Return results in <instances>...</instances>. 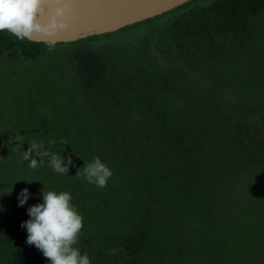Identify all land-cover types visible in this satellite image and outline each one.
<instances>
[{"label":"rangeland","instance_id":"374dc122","mask_svg":"<svg viewBox=\"0 0 264 264\" xmlns=\"http://www.w3.org/2000/svg\"><path fill=\"white\" fill-rule=\"evenodd\" d=\"M163 22L102 41L114 93H88L68 48L34 65L0 61V228L8 196L29 187L35 205L42 190L64 191L83 217L76 247L91 264H114L116 240L140 226L151 234L146 264H264V20L248 36L211 37L183 53L158 43ZM164 125L204 139L189 160L196 178L182 162L174 183L152 167L102 189L85 181L84 164L104 161L115 130L167 154ZM52 154L72 158L66 175L49 167ZM30 159L44 168L29 169ZM10 252L0 242V264Z\"/></svg>","mask_w":264,"mask_h":264},{"label":"trees","instance_id":"16d2710c","mask_svg":"<svg viewBox=\"0 0 264 264\" xmlns=\"http://www.w3.org/2000/svg\"><path fill=\"white\" fill-rule=\"evenodd\" d=\"M203 1L193 0L166 14L117 33L130 32L144 26L154 27L156 23L164 21L156 33L158 43L171 52L183 53L193 46L196 47L199 41L208 42L211 37L236 39L248 36L250 31L264 20V0H219L209 6L200 7L198 4ZM113 34L94 36L69 44L51 45L32 43L18 39L8 32H0V61L34 65L46 59L52 50L68 48L72 50L69 58L75 65L77 78L88 93L93 96L105 95L112 91L114 93L111 68L101 46L102 41L109 39ZM164 127L166 131L163 130L162 135L167 145L161 147L167 154L163 153L162 149L150 145L149 140L136 137V133H124L119 129L108 135L105 141L109 145V152L103 162L112 170L115 181L121 176L125 178L126 175L142 178L146 174V168L152 167L159 175L169 172L167 180L174 183L176 179L173 178L172 170H181L182 162L186 173L193 178L198 176L194 175L193 168H190L189 160L198 158L199 154L194 151L204 150V139H192V130L188 131L189 135L186 129L179 125ZM39 166L40 164L36 168L38 172L44 168ZM185 172L181 170V175ZM115 184L116 182L114 206H118L122 191ZM150 193L153 194V191ZM17 194L18 191L7 197L6 210L9 212L5 217V225L0 228V242L11 251L10 264H48L39 251L25 243L26 232L20 228V224L28 219L26 209L34 203L29 200L24 207H18ZM150 239L149 226L132 227L128 233H123L120 239L116 240L114 264H146Z\"/></svg>","mask_w":264,"mask_h":264},{"label":"clouds","instance_id":"9594fccd","mask_svg":"<svg viewBox=\"0 0 264 264\" xmlns=\"http://www.w3.org/2000/svg\"><path fill=\"white\" fill-rule=\"evenodd\" d=\"M48 2L0 0V32H8L21 40H31L34 35L50 37L66 29V8L56 7L50 18L41 22ZM55 2L59 4L60 0ZM42 154L48 155L47 152ZM72 165L73 160L68 155L52 154L49 158V167L60 175H66ZM37 167L38 160L30 159L28 168L34 170ZM83 169L85 181L97 189L106 187L113 175L112 170L99 157H93L91 162L84 164ZM32 196L28 188L22 189L16 197L17 206L24 207ZM40 199V203L27 207L28 219L20 224V228L26 232L25 243L38 250L48 264H91L88 255L81 254L76 247L83 228V217L72 204L71 194L42 190Z\"/></svg>","mask_w":264,"mask_h":264},{"label":"water","instance_id":"95a60500","mask_svg":"<svg viewBox=\"0 0 264 264\" xmlns=\"http://www.w3.org/2000/svg\"><path fill=\"white\" fill-rule=\"evenodd\" d=\"M193 0H49L41 22H46L56 7L66 8L68 27L56 35H34L32 43L69 44L94 36L117 33L177 9Z\"/></svg>","mask_w":264,"mask_h":264}]
</instances>
